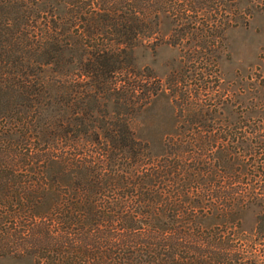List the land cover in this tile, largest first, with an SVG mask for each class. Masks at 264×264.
<instances>
[{"label": "trees", "instance_id": "16d2710c", "mask_svg": "<svg viewBox=\"0 0 264 264\" xmlns=\"http://www.w3.org/2000/svg\"><path fill=\"white\" fill-rule=\"evenodd\" d=\"M243 5L264 13V0H0V260L264 264V56L248 115L217 136L194 131L212 133L218 105L194 102L168 103L175 121L186 105L185 126L158 146L137 132L160 89L135 50L166 23L167 42L216 66Z\"/></svg>", "mask_w": 264, "mask_h": 264}, {"label": "rangeland", "instance_id": "374dc122", "mask_svg": "<svg viewBox=\"0 0 264 264\" xmlns=\"http://www.w3.org/2000/svg\"><path fill=\"white\" fill-rule=\"evenodd\" d=\"M238 14L242 15V18L236 26L226 32L225 46L216 66L208 56L207 64H203V58L197 59L198 56L193 53L187 55L182 51V46L167 42L165 38L171 30L166 23L162 25V34L158 39L154 38L135 50L134 59L138 70L143 75H150L151 78L147 77L146 80L150 81L155 89H160L159 95L154 96V102L148 112L137 118V132L140 136L152 138L158 146L161 139L175 133L177 121L178 126L184 128L188 113L186 105L183 106V117L175 121L169 104L194 102L218 105L216 117L222 121L213 123L212 133L206 128L194 131L212 137L218 135L219 129L231 125L239 115H248L245 107L256 92L255 81L262 70L260 65L264 56V13L248 16L243 5ZM190 46L187 42L184 49ZM183 66H186V69ZM196 67L199 68L198 71H195ZM200 68L204 70L200 71ZM178 88L187 93L186 99L182 98L180 92L176 93L175 89ZM255 122V119L251 118L249 124L253 125ZM181 131L187 133L183 129ZM255 222V213L248 214L244 228L247 231L253 229ZM0 264L31 263L2 259Z\"/></svg>", "mask_w": 264, "mask_h": 264}]
</instances>
